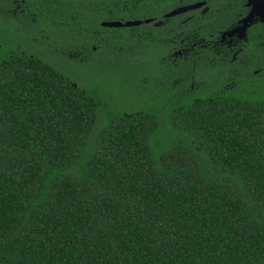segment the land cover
Listing matches in <instances>:
<instances>
[{
  "label": "trees",
  "instance_id": "1",
  "mask_svg": "<svg viewBox=\"0 0 264 264\" xmlns=\"http://www.w3.org/2000/svg\"><path fill=\"white\" fill-rule=\"evenodd\" d=\"M196 1L207 11L170 19L178 47L212 42L245 11L244 0H97L79 19L80 4L50 0L45 21L98 51L100 35L127 29L100 22L156 21ZM3 30L0 264H264V72L225 89L210 57L198 95L146 84L121 106L18 42L32 34ZM253 35L246 49L263 54Z\"/></svg>",
  "mask_w": 264,
  "mask_h": 264
},
{
  "label": "rangeland",
  "instance_id": "2",
  "mask_svg": "<svg viewBox=\"0 0 264 264\" xmlns=\"http://www.w3.org/2000/svg\"><path fill=\"white\" fill-rule=\"evenodd\" d=\"M42 25L39 31L36 29L35 33H33V25L29 23L28 19L20 16L10 19L0 14L1 30L7 26H15L17 32L22 31V33L32 34V37H34L33 41H29L28 38L17 39V41L19 40L18 42L29 45L28 47L32 48L40 56L41 60L51 64L76 83L85 84L96 91H98L99 87V89L103 88L108 92H113L114 103L121 106L133 105L132 102H129V97L126 98L124 96L125 91L127 95L132 97L141 95L143 92L147 94V90H144L146 88L145 85L153 78L148 73L153 70L149 65H151L150 62L156 64V54L154 53L156 49L155 34L159 26L156 22L141 24L139 25L140 27L112 30L110 34L100 35L98 42L101 47L98 51L97 45L95 46V51L90 48L92 44L87 47L85 38H81L80 33L78 37L71 38L66 33H57L50 29L48 22ZM224 32L220 34V42L225 38L228 39L227 42L230 39L229 36L231 35H224ZM90 33L92 34V39H94L93 42L97 40L96 31H91ZM32 37L30 36L29 38ZM239 37H241V34ZM203 43L206 42L196 39L194 44L201 45ZM71 47H73L72 50ZM78 47H81L82 50V54L78 56L79 58H74L73 56L69 58L65 55L67 52L72 54ZM261 48L264 50V45H261ZM253 50L254 54L255 51L257 53L258 61L260 60L261 63H264V53L258 52L259 49L257 50L255 47ZM184 53L189 55L191 52ZM184 53L181 52V54ZM176 55L172 57L166 56L163 60H175L178 56ZM182 56L184 55L180 57ZM189 57L191 58V56ZM163 71L165 75L162 79L160 78V84H164L170 78L167 75L169 69L166 67ZM187 71V69H183L184 73L181 76L184 77ZM154 78L156 79V77ZM141 83L144 85L143 87H140Z\"/></svg>",
  "mask_w": 264,
  "mask_h": 264
},
{
  "label": "flooded vegetation",
  "instance_id": "3",
  "mask_svg": "<svg viewBox=\"0 0 264 264\" xmlns=\"http://www.w3.org/2000/svg\"><path fill=\"white\" fill-rule=\"evenodd\" d=\"M49 1L50 0H42L41 3L45 4V6L44 8L41 7L39 8L38 6L35 7V5H38L37 4L38 2L32 0H0V14L7 16L10 19L16 16H20L22 18L28 19L29 23L32 24L35 28H37V31H39L41 29L39 28V24L41 23V21L43 24L46 22L45 20H47L49 17V12H48ZM63 1H67L69 3H77L81 5L79 8V10L81 11H79V13L76 14L77 18L87 19V18L95 17L94 15L95 12L93 8L89 9L87 6H85L88 4H93L95 0H63ZM196 2H203V5L195 10H190L185 13L178 14V16H184L181 22H184L185 20L192 18L193 14H190L192 11H198L199 14H203L204 12L207 11V7L204 1H196ZM232 6L235 7L234 5ZM242 6L245 9L243 15L236 21V23L232 27H230L227 30H231L232 28L237 27L239 25V21L243 17H245V15L248 13L249 7L246 6V0H244ZM88 10L91 11L90 14H88ZM168 12L162 13L160 15V19L156 21H151V22H156L159 25L157 27L158 33L157 32L156 34L154 33L156 36L155 41L156 43H159L156 44L155 46L157 49V50L155 49V54H156L155 63L158 65V73H157L158 76L156 77V79L153 77L150 80V82H148L147 84H152L155 87L156 91H161L163 87L166 88L169 87L170 89H172L175 87L178 88L177 86L180 84L183 85L186 84L190 90L197 91V95H198L199 92L197 89L199 87V84H202V82H197L195 85V82L193 81L195 79L194 76H197V70H198L197 65L201 64L202 63L201 61L209 60L210 57L214 61L213 66L217 65L218 63L219 71L217 73H220V75L227 78L225 89L233 88L236 85V83L239 82L241 79L249 78L251 76L258 78L263 74L264 68L261 67V63H259L258 59L254 56L253 47L249 46L247 49L245 47V45L248 43V40L254 37L253 33L256 32L257 26H258V30L261 33H264V28H263L264 25L259 23L257 20L253 19L251 24H249V26L245 29L244 37H239L240 34L237 32L229 36L230 39L228 42H227L228 39L226 38L222 42H220L219 41L220 34L224 32L222 31L218 34L217 38H215V40H213L212 42H206L201 45L194 43L184 44L178 47V44L176 42V38H177L176 21L170 20L172 17H165V15ZM20 32L21 34H26V33H22V31ZM167 33L169 34L170 37L163 38L162 36ZM32 39L34 38L32 37L31 41H33ZM90 48L92 51H95V46L92 45ZM77 49H75V51L72 54L67 52V54L65 53V55L69 58L72 56L74 58H79L78 56L82 54V50L81 47H78ZM163 50L167 51L164 56L162 54ZM181 52L183 53L191 52V53H189L188 55L186 53L181 54ZM175 54L178 55V56L176 55L177 58L175 60H171V61L163 60L164 57L166 56L172 57ZM181 55L184 56L180 57ZM189 56H191L192 58H194L193 56H195V59L192 58L190 59ZM198 57H201L200 61ZM181 66L182 68L179 69V67ZM166 67L169 69L167 75L170 78L164 84H160L161 79L165 75L163 69ZM183 69L188 70L184 77L181 76V74L184 73ZM201 69L203 70V68ZM146 89L147 87L145 88V90Z\"/></svg>",
  "mask_w": 264,
  "mask_h": 264
},
{
  "label": "water",
  "instance_id": "4",
  "mask_svg": "<svg viewBox=\"0 0 264 264\" xmlns=\"http://www.w3.org/2000/svg\"><path fill=\"white\" fill-rule=\"evenodd\" d=\"M203 5V2H196L194 4L186 5V6H180L177 7L171 11H169L165 17H173L178 14L185 13L190 10H195L197 8H200ZM246 6L249 7L248 13L243 17L238 25L235 28H232L231 30H228V32H224V35H232L233 33H240L241 37L244 36L245 29L251 24L252 20H257L259 23L264 25V0H246ZM150 22L149 19L147 20H132V21H106L101 22L100 26L104 28H129V27H135L139 26L142 23L146 24Z\"/></svg>",
  "mask_w": 264,
  "mask_h": 264
}]
</instances>
